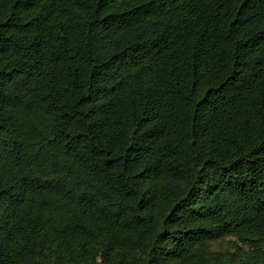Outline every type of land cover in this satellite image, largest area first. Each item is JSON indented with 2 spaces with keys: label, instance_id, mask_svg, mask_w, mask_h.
I'll list each match as a JSON object with an SVG mask.
<instances>
[{
  "label": "trees",
  "instance_id": "16d2710c",
  "mask_svg": "<svg viewBox=\"0 0 264 264\" xmlns=\"http://www.w3.org/2000/svg\"><path fill=\"white\" fill-rule=\"evenodd\" d=\"M0 264H264V0H0Z\"/></svg>",
  "mask_w": 264,
  "mask_h": 264
},
{
  "label": "rangeland",
  "instance_id": "374dc122",
  "mask_svg": "<svg viewBox=\"0 0 264 264\" xmlns=\"http://www.w3.org/2000/svg\"><path fill=\"white\" fill-rule=\"evenodd\" d=\"M233 241H234L233 239H224L222 241L212 244L211 248L215 251H220V252L232 251L231 249H232Z\"/></svg>",
  "mask_w": 264,
  "mask_h": 264
}]
</instances>
